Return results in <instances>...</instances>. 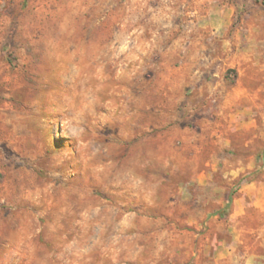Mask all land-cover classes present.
I'll use <instances>...</instances> for the list:
<instances>
[{
    "label": "clouds",
    "instance_id": "9594fccd",
    "mask_svg": "<svg viewBox=\"0 0 264 264\" xmlns=\"http://www.w3.org/2000/svg\"><path fill=\"white\" fill-rule=\"evenodd\" d=\"M0 264H264V0H0Z\"/></svg>",
    "mask_w": 264,
    "mask_h": 264
},
{
    "label": "rangeland",
    "instance_id": "374dc122",
    "mask_svg": "<svg viewBox=\"0 0 264 264\" xmlns=\"http://www.w3.org/2000/svg\"><path fill=\"white\" fill-rule=\"evenodd\" d=\"M71 146H72L71 144H69L68 142H66L65 140H62V139L55 141V147L57 149H63L65 147H71Z\"/></svg>",
    "mask_w": 264,
    "mask_h": 264
}]
</instances>
